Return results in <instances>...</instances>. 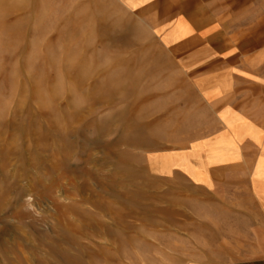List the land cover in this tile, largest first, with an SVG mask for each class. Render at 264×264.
Returning a JSON list of instances; mask_svg holds the SVG:
<instances>
[{
  "label": "rangeland",
  "instance_id": "1",
  "mask_svg": "<svg viewBox=\"0 0 264 264\" xmlns=\"http://www.w3.org/2000/svg\"><path fill=\"white\" fill-rule=\"evenodd\" d=\"M147 1L0 0V264L264 254L245 250L239 185L209 191L183 172L215 126L207 57L263 46L264 0ZM185 13L221 26L164 42L159 25ZM189 31L179 21L173 40Z\"/></svg>",
  "mask_w": 264,
  "mask_h": 264
},
{
  "label": "crops",
  "instance_id": "2",
  "mask_svg": "<svg viewBox=\"0 0 264 264\" xmlns=\"http://www.w3.org/2000/svg\"><path fill=\"white\" fill-rule=\"evenodd\" d=\"M179 21H183L190 31L173 40L174 28ZM217 24L221 26V23L197 26L185 13L179 14L173 22L161 23L158 29L164 42L170 38V44L185 42L192 46L204 41L215 31ZM262 44L254 50L227 46L207 57L215 60V67H208L201 74L205 78L201 81L200 92L205 104L212 109L215 126L201 136L199 163L192 162L183 170L191 181L209 191L226 181L239 185L236 201L242 208V216L251 221V238L243 244L249 246L245 250L255 252H264V40ZM192 264H264V254Z\"/></svg>",
  "mask_w": 264,
  "mask_h": 264
}]
</instances>
